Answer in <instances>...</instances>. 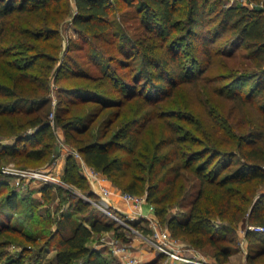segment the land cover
I'll list each match as a JSON object with an SVG mask.
<instances>
[{"label":"trees","instance_id":"obj_1","mask_svg":"<svg viewBox=\"0 0 264 264\" xmlns=\"http://www.w3.org/2000/svg\"><path fill=\"white\" fill-rule=\"evenodd\" d=\"M122 1L136 6L145 31L159 40L170 38L182 23L178 19L181 14L176 0ZM211 2L187 0L185 34L171 39L165 48L164 44L158 47L154 42L145 46L137 44L135 47L142 52L145 68L133 80H127L118 74L117 68L125 69L129 65L121 61L115 69L110 64L102 65L97 51L87 56L91 59L86 65L93 66L94 72L77 62L64 60L54 73L62 43L59 37L50 42L59 36V29L54 28L57 23L52 26L55 20L49 15L53 3L55 13L52 14L58 15L60 1L0 0V117H9L7 131L11 137L15 136L11 143L0 144V164L4 156L51 159L56 145L46 141L52 125L44 112L51 101V78L58 85L64 79H77L81 83L70 90L59 87L67 96L59 94L55 115L56 123L67 135L74 136L72 140L78 144L77 151L85 162L108 179L119 182L124 191L146 195L173 237L200 250L211 246L217 264L228 262L237 249L236 237L226 232L217 235L213 231L214 222L228 223L224 227L232 233L239 228L247 230L251 224L264 225V192L253 187L256 180L264 185V9L233 4L211 16ZM249 2L264 7V0ZM113 3L114 0H76L78 10L73 26L82 40L89 39L94 45L98 42L112 45L120 38V52L127 55L128 35L121 29L117 33L112 30ZM14 14L16 24H5ZM207 22L216 23L207 27ZM226 33L227 48L213 52L210 45ZM184 41L191 48L200 46L212 61L222 58V100L230 103L222 108V122L214 121L198 132L191 120H181L183 124L161 120L150 115L146 108L163 101V97H157L160 93L168 96L178 84L194 83L205 72V68L196 69L197 62L189 67L182 62L179 49ZM109 61L115 60L109 58ZM131 100L130 106L138 104L135 110L138 115L133 120H123L121 127L105 140L109 128L123 113L115 111L104 123L93 127L100 113L110 107H122ZM64 102L93 104L95 109L86 116L66 118L70 109ZM245 105L252 107L255 116L244 110ZM2 128L0 137L5 139ZM117 151L122 154L116 155ZM75 161L73 156L67 157L65 180L71 187L82 190L79 181L85 177L75 170ZM187 174L197 179L198 185L184 188V182L189 181ZM5 181L0 178V185L8 187ZM50 187L49 184L42 186L44 196L49 195ZM194 187L198 190L188 205L189 210L180 216H170L171 206L176 201L183 205ZM66 192L75 199L68 206L73 213L83 214L91 208L95 216L82 221L71 218L72 214L68 213L57 222L55 230L45 235L24 231L19 235L38 251L53 247L55 264H102V254L89 243L95 234L120 227L92 203L71 190ZM85 192L97 198L91 190ZM5 198L7 210L14 212L20 204L17 190L13 188ZM16 232L11 224L0 228V236ZM245 237L264 248V235L247 230ZM224 242L228 244H220ZM6 243L0 240V264L6 256ZM263 255L264 249L258 250L256 256L249 258L250 263ZM158 262L159 257L147 264Z\"/></svg>","mask_w":264,"mask_h":264},{"label":"rangeland","instance_id":"obj_2","mask_svg":"<svg viewBox=\"0 0 264 264\" xmlns=\"http://www.w3.org/2000/svg\"><path fill=\"white\" fill-rule=\"evenodd\" d=\"M59 1L60 5L56 10L58 15L55 16L52 14L55 13L52 11L54 9V3L51 7V14L49 15L50 18L55 20L52 26H55V23H57L58 25L54 28L59 29V36L53 37L50 42H55L59 37L61 40L60 42L62 43L60 60H58L56 64L54 73L57 67L64 60H67L68 62H77L84 68L94 72L93 66L86 65L89 62V59H91H88L87 56L90 57L91 53L97 51L100 55V57L98 56V59L102 65L110 64L113 69L120 66L118 65L119 61L129 65V67L125 69L120 67L117 68L119 71L118 74L125 76L127 80H133L135 76H138L139 72L145 68L144 64L142 63V52L140 49L135 47L137 44H142L141 46H145V44L147 45L151 42H154V44L158 47L159 45L164 44L165 48V46L170 43L171 39L184 36L185 34L187 0L175 1V4L179 7L178 12L181 14L180 18L178 19L181 20L182 23L179 25L177 31L172 33L170 38H167L166 40H159L153 33L149 34L145 31L141 15L137 12L136 6L134 4H129L125 1L123 2L122 0H114V3L111 5L110 17L111 22L114 24V29L112 30L116 33L119 32V29L125 31V34L128 35L129 39V43L125 47L126 50H129V53L127 55H122L120 52L122 40L120 38L115 39L112 45H106L99 42L94 45V43H92L89 39L82 40V36H80L79 32L73 26V18L77 14L78 10L76 6V0ZM244 2L249 7L253 6L249 0H244ZM136 3L137 1H135V4ZM242 3L243 0H212L211 4L213 6L210 8L213 11L211 12V16H213L218 10H222L233 4ZM13 16L16 15L14 14L6 19L5 24H16L17 18ZM215 23L207 22L206 25L207 27H212ZM4 36V39H6V35ZM227 39V33L223 36H219L216 42L210 45L211 50L215 52L217 50H222V48H227V45H225ZM3 45H6V43ZM81 45L83 47H81ZM95 46L97 48H95ZM179 53L181 56L180 58L182 62L186 64V67H189L190 64L197 62L196 69L205 68V72L200 75V79L194 83L178 84L168 96L163 93L157 95V97H163V101L157 105L155 104L154 106L146 107L147 112H150V115H154L155 118L161 117V120H164V118L166 120H176L180 124H183V121L181 120H191L194 126L197 128V130H195L196 132L204 130V128L206 129V125L211 124L214 121L218 120L222 122V108L224 109L227 107V104H230H226L225 101L222 100V58L218 57L220 59L212 61L207 57L206 53L202 51L200 46L191 48L188 41H184L179 49ZM109 58H114L115 61L110 62ZM195 59H197V61H195ZM144 82V79L140 81L141 84ZM80 83L81 81L78 83L77 79L69 78L62 80L58 85V83L54 81V77L51 78V101L44 108V112H46L45 119L49 120L52 125V133H48L46 141L56 145L54 149V155L51 157V159L46 161V159L42 157L40 160H28L24 158V156H18L15 159H13L11 156H4V159L0 164V173H2L0 174V178H2L3 181L6 180L9 184L8 187L4 186L3 184L0 185V228L4 227L6 224H11L15 226L17 230L16 233H3L2 236H0V240L7 242L4 248V253L6 256L2 260V264H16L18 261H21L22 264H55V250L53 247H47L43 251H38L36 246H30L19 234L24 231L31 234H40L42 232L45 235L49 231L55 230L57 228V222L64 216V214L68 213L72 214L71 218L82 221L88 217L95 216L94 211L91 208H89V210L83 214H77L73 213L68 207L70 203L73 204L75 201V199L68 197L66 192L68 188H72L70 184L66 182L64 175L66 159L68 156L71 155L75 158V170H78L79 173H82L85 177V180L80 179L79 181L80 185L82 186V190L76 188H72L71 190L78 192L80 197L81 195L87 196L85 191H97L100 187V183L97 182L99 184L98 185L97 183L87 179L86 175L92 166L87 164L77 151L78 144L72 140L74 136L71 134L67 135L64 128L56 123V115L54 118H51V112L54 108L53 100L56 99L58 103L59 94H65V96H67V93L62 91L60 88H66L70 90V88H73L75 85L77 86V84ZM131 103L132 100L127 102L122 107H110L100 113L93 127L97 126L98 124L100 125V123L109 118L115 111L120 110L123 113L120 118L112 125V127L109 128V132L107 133L105 140L111 136V133L115 132L119 127H121L120 123H122L123 120L128 121L136 118L138 114L135 113V110L138 104H132L130 106ZM64 105L68 106L70 109V112L65 115L66 118L72 116H86L90 111H94L95 109V105L93 104H70L69 102H64ZM244 110L250 113V115L255 116L251 106L245 105ZM168 114L170 116L166 117ZM9 122V117H0V126L3 127L2 133L6 137L5 139L0 137V144L2 145L11 143L15 137H11L9 135L10 133L7 131ZM137 128H139V126ZM31 130V128L28 129L26 133ZM8 138H12V140ZM115 154L121 155L122 153L117 151ZM25 170L48 171L50 177L54 178L51 180L56 182L55 180L58 179V183L51 184V191L49 195L44 196L42 193V186L45 185V183H43L42 180L30 181L28 183L22 180L21 185L16 186L15 175L3 173V171L15 172ZM100 176L102 177L104 175L100 172ZM186 177L189 179V181L184 182V188L190 189L192 184L198 185L197 179H195L193 176L187 174ZM104 178H106L107 181H101V184L105 183L108 185L114 192H116L118 197H120L122 192H125L119 182H114L113 179H108L106 176H104ZM116 180H122V178H117ZM253 187L261 188L260 191L264 192V185H260L258 180L255 181ZM13 188L17 190L20 204L14 212H10L7 210L4 201L7 194ZM197 190L198 187L191 189L192 195H189L187 200L183 201V205L177 204L176 201L174 205L171 206L169 215L180 216L185 214L189 210L188 205L195 198ZM160 224L162 227H166V224L162 223L161 221ZM214 224L216 226L213 227V231L217 235L226 232L229 236H235L237 240V249H235L236 251L229 257L228 262L225 264H264V255L260 257L255 263H250L249 258L256 256L257 251H262L264 248L259 247L257 244L250 243L246 239L245 228L236 229V232L232 233L224 227L227 226L228 223H222L221 221L216 220ZM121 230L122 228H116L108 232L99 234L97 233L90 241L89 245L102 254V264H121V261L113 254L110 247L103 244V239L111 240L116 238L119 239L120 242L129 245L131 247L132 255L140 258L143 264H147L148 262H146L145 259L151 256L152 251L141 242L134 244L135 240L127 237V235ZM40 240L41 244H43L45 241L43 238ZM178 240H180L181 243L187 248L193 249L195 252H197L199 257L206 259L210 263L217 264L218 260L214 256L215 251L213 247L206 246L200 250L194 248L183 239L178 238ZM220 244L226 246L228 243L224 242ZM27 250H31V252H28ZM238 252L241 253L238 254Z\"/></svg>","mask_w":264,"mask_h":264},{"label":"built area","instance_id":"obj_3","mask_svg":"<svg viewBox=\"0 0 264 264\" xmlns=\"http://www.w3.org/2000/svg\"><path fill=\"white\" fill-rule=\"evenodd\" d=\"M242 4L246 5L244 0ZM53 105L51 118L55 116L56 99L53 100ZM3 173L14 174L16 186L21 185L22 180L27 183L42 180L43 183L49 185L58 183V179L55 180L56 182H53L54 178L50 177L49 172L45 170L3 171ZM86 176L89 181L100 183V187L97 191L91 190L97 196L96 199L88 195H81V197L85 201L92 203L108 220L122 228L127 237L133 240L137 239L145 244L152 251L155 258L159 257L157 264H214L199 257L197 252L187 248L178 238L173 237L167 227L161 226L155 213V206L148 202L146 195H135L126 191L122 192L120 199L125 204L126 210H119L113 203L114 197L117 196L116 192L105 183L101 184L103 181H107L106 178L104 176L101 177L100 172L93 167L90 168ZM71 189L68 188V190ZM71 191L74 195L80 196L78 192ZM247 230L264 235L263 224L250 225ZM247 230H245V234ZM103 241V244L109 246L113 254L119 258L121 264H143L140 258L132 255L131 247L120 242L119 239H103Z\"/></svg>","mask_w":264,"mask_h":264},{"label":"crops","instance_id":"obj_4","mask_svg":"<svg viewBox=\"0 0 264 264\" xmlns=\"http://www.w3.org/2000/svg\"><path fill=\"white\" fill-rule=\"evenodd\" d=\"M113 203H114V205L116 206V208H118L119 210H126V206H125V204L123 203V201L120 199V197H118V195L116 196V197H114V200H113ZM140 243V241L139 240H137V239H135V241H134V244L135 243ZM239 253H241V252H238V254ZM155 259V256L152 254V252H151V256H149V257H147L146 259H145V261L146 262H151V261H153Z\"/></svg>","mask_w":264,"mask_h":264},{"label":"water","instance_id":"obj_5","mask_svg":"<svg viewBox=\"0 0 264 264\" xmlns=\"http://www.w3.org/2000/svg\"><path fill=\"white\" fill-rule=\"evenodd\" d=\"M254 8L257 10H263L264 7L262 5H254Z\"/></svg>","mask_w":264,"mask_h":264}]
</instances>
